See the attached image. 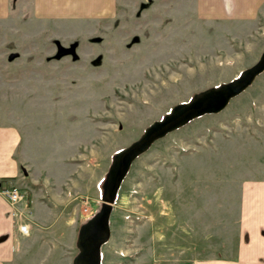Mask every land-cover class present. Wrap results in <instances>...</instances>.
Listing matches in <instances>:
<instances>
[{"label":"rangeland","instance_id":"rangeland-1","mask_svg":"<svg viewBox=\"0 0 264 264\" xmlns=\"http://www.w3.org/2000/svg\"><path fill=\"white\" fill-rule=\"evenodd\" d=\"M216 2L114 0L112 15L77 21L35 19L24 1L11 0L0 19V102L11 98L13 118L39 133L29 139L33 174L42 167L36 150L46 152L58 133L65 146L67 133H77L82 165L100 157L109 167L172 107L253 66L264 35L233 39L202 14ZM255 104L264 109V72L222 111L167 134L132 162L105 256L112 247L118 264H264V241L250 247L248 217V183L264 175L263 150L249 133L260 118ZM201 133L205 142L193 154L173 153ZM5 185L27 195L42 190ZM101 202V187L92 200L81 187L80 223Z\"/></svg>","mask_w":264,"mask_h":264},{"label":"crops","instance_id":"crops-1","mask_svg":"<svg viewBox=\"0 0 264 264\" xmlns=\"http://www.w3.org/2000/svg\"><path fill=\"white\" fill-rule=\"evenodd\" d=\"M10 1L0 0V19L6 18L9 14ZM19 1H24L34 18L39 20H91L114 13V0ZM216 1L215 6H210L206 12L203 9L202 14L211 22L217 19L216 21L223 23L227 31L233 33V39L249 41L250 38L264 35V31L260 32L264 30V0ZM11 85L9 83L10 87ZM11 104V98L0 102V189L4 187V182L15 180L30 188L40 184L42 190L41 193L27 195V208L24 205L19 207L29 224L28 236L18 233L17 220L10 216L11 209L0 194V264H72L77 250L78 229L82 225L79 205H75L74 202L78 201L81 187L92 200L94 193L101 187L109 167L105 165L104 158L100 157L93 158V160L96 158L95 164L82 165L79 162L83 160L80 159L83 157L81 139L77 133H67L68 140L65 143L67 146L60 141L58 133V140L47 147L46 152H43L42 147L36 150L42 167L40 174H33L35 168L28 162V154L31 151L29 139L39 133H28L23 121L13 118L15 114L11 110ZM263 112L264 109L256 105L255 115L260 118L259 121L255 120V126L249 133L251 141L264 153ZM41 135L43 136V133ZM201 137L202 133L195 137L190 135V142L184 140L174 145L173 153H181L182 151L179 152L181 148L184 153L193 154V147L205 142L206 136L203 139ZM262 140L263 145L260 146ZM110 153L112 155L114 152ZM248 191L250 247L257 249L258 247H253V244L264 241V175L250 181ZM86 220L85 218L84 221ZM109 240L101 247V264H118L122 258L112 251V247L107 249V252L111 250L108 257L103 251Z\"/></svg>","mask_w":264,"mask_h":264},{"label":"water","instance_id":"water-1","mask_svg":"<svg viewBox=\"0 0 264 264\" xmlns=\"http://www.w3.org/2000/svg\"><path fill=\"white\" fill-rule=\"evenodd\" d=\"M263 72L264 51L253 66L240 72L233 80L195 93L187 102L175 105L160 120L148 126L137 141L113 154L102 181L100 208L79 227L76 238L77 253L72 264H101V247L110 238L109 219L113 204L132 162L170 132L198 117L222 111Z\"/></svg>","mask_w":264,"mask_h":264},{"label":"built area","instance_id":"built-area-1","mask_svg":"<svg viewBox=\"0 0 264 264\" xmlns=\"http://www.w3.org/2000/svg\"><path fill=\"white\" fill-rule=\"evenodd\" d=\"M0 194L8 203L10 216L17 220L16 229L22 236H28L30 232L28 221L19 210L20 205L27 208V192L14 185H5L0 189Z\"/></svg>","mask_w":264,"mask_h":264},{"label":"trees","instance_id":"trees-1","mask_svg":"<svg viewBox=\"0 0 264 264\" xmlns=\"http://www.w3.org/2000/svg\"><path fill=\"white\" fill-rule=\"evenodd\" d=\"M102 184H103V182L101 183V186H102ZM85 222H86V221H83L82 224L85 223Z\"/></svg>","mask_w":264,"mask_h":264}]
</instances>
